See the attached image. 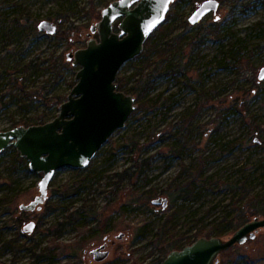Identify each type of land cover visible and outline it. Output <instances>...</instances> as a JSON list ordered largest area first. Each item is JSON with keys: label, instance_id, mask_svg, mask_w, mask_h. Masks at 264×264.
<instances>
[{"label": "rangeland", "instance_id": "rangeland-1", "mask_svg": "<svg viewBox=\"0 0 264 264\" xmlns=\"http://www.w3.org/2000/svg\"><path fill=\"white\" fill-rule=\"evenodd\" d=\"M110 1L0 0V130L56 116L79 68L66 54L97 36L90 26ZM201 1L172 2L149 57L123 64L127 93L151 73L144 104L87 166L54 173L41 209L19 208L41 173L15 147L0 152V264H152L198 229H221L237 207L264 217V0H220L192 23ZM41 20L71 32L41 31ZM51 55L68 64L59 71ZM215 264H264V229Z\"/></svg>", "mask_w": 264, "mask_h": 264}, {"label": "water", "instance_id": "water-1", "mask_svg": "<svg viewBox=\"0 0 264 264\" xmlns=\"http://www.w3.org/2000/svg\"><path fill=\"white\" fill-rule=\"evenodd\" d=\"M173 1H110L101 9L100 19L90 26L89 35L97 36H89L85 46L66 54V60L79 68L56 116L41 124L0 130V152L15 147L27 160L28 169L41 173L34 197L20 204V209H41L58 169L87 166L111 135L125 126L137 102L134 94L117 89L116 77L125 62L142 52L145 40L163 23ZM218 6L219 0H203L188 19L196 23L216 12ZM37 27L48 33L56 32V25L46 20H41ZM257 77L264 79V66ZM152 202L156 204L159 200ZM33 228L34 223L29 222L22 230ZM259 229H264V217L254 216L227 238L200 236L180 249L170 250L159 264H215L221 252L253 238Z\"/></svg>", "mask_w": 264, "mask_h": 264}, {"label": "trees", "instance_id": "trees-1", "mask_svg": "<svg viewBox=\"0 0 264 264\" xmlns=\"http://www.w3.org/2000/svg\"><path fill=\"white\" fill-rule=\"evenodd\" d=\"M175 1H178V0H175ZM168 25L166 26H162L161 24L147 37V39L145 40L144 42V49L142 50V52L136 56L135 58H141L142 56H145V57H149L150 55V50L152 48V34H155L156 31H162L164 29V31H162V33H160L158 36L161 37L163 36V34H166L168 31H169V28L167 27ZM69 31V29H68ZM215 30L212 29L211 32H214ZM71 32V30H70ZM67 33L66 31H61V33H59V31H57L56 33L60 36H65L66 34H70ZM215 33V32H214ZM217 34V33H216ZM237 53V51H231V53L235 54ZM49 61L51 64L55 65L54 67L57 69H59V71L61 70V68L64 66V64H68V62H65L62 58V56H58V57H55L53 58L52 55L49 57ZM221 63V61H220ZM223 64V63H222ZM150 72L145 74V73H140L139 77L136 79V82L135 84L130 88V90L132 91V94L135 95L136 97V102H137V108L139 109L144 103L143 99L146 98V94L150 91V88H151V81H150ZM116 84H117V89H120L122 90L123 86L125 85V82H124V79L122 76L120 75H117L116 77V80H115ZM62 97L61 95H56L54 101L56 102V104H60L62 102ZM47 100H53L52 98H48ZM22 106H27L25 105V103L22 105ZM136 111V109L133 111V113ZM132 113V114H133ZM131 114V115H132ZM24 123H26V121H23ZM46 121L44 120H40L39 122H35L37 124H41V123H44ZM28 123V122H27ZM31 123V122H29ZM30 125V124H28ZM17 157H19L18 153H17ZM24 160V158H22ZM197 178L196 177H193L188 183H186L185 187L188 191H191L190 193L194 192V189L196 188V181ZM69 187L66 186L64 189H63V193L64 194H67L69 193ZM153 203V202H152ZM154 205H160L162 207V203H156ZM51 209H55L56 206L55 205H52L50 206ZM260 210H246V211H243L241 208L237 207V211L235 213L234 216L232 217H229V218H226L224 220L225 222V226H223L221 229H210V230H207V231H203V229H198L196 231V234H195V238L194 239H189L188 241L186 242H183V243H174V244H170L168 247H170V250L172 249H180L182 248L183 246L193 242L196 238L200 237V236H206V237H210V236H222L228 232H230L231 230H235L237 227H239L241 224H243L249 217L251 216H256L257 214H259ZM18 221V220H17ZM41 222V221H40ZM20 223V222H19ZM12 242H9V244H6L7 245H12L11 244ZM169 250V251H170ZM168 251V252H169ZM165 258V256L163 257H160L159 259H157V261H155L154 263L152 264H159L162 262V260Z\"/></svg>", "mask_w": 264, "mask_h": 264}, {"label": "flooded vegetation", "instance_id": "flooded-vegetation-1", "mask_svg": "<svg viewBox=\"0 0 264 264\" xmlns=\"http://www.w3.org/2000/svg\"><path fill=\"white\" fill-rule=\"evenodd\" d=\"M173 2H174V1H173ZM201 2H202V1H201ZM199 3H200V2H199ZM199 3H198V4H199ZM198 4H197V5H198ZM219 4H220V0H219ZM196 7H197V6H196ZM166 14H167V13H166ZM118 21H119V19L116 21L115 25H117V22H118Z\"/></svg>", "mask_w": 264, "mask_h": 264}]
</instances>
